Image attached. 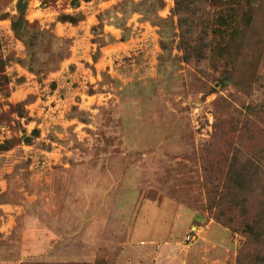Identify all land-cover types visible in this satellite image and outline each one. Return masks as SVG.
<instances>
[{
	"label": "rangeland",
	"instance_id": "374dc122",
	"mask_svg": "<svg viewBox=\"0 0 264 264\" xmlns=\"http://www.w3.org/2000/svg\"><path fill=\"white\" fill-rule=\"evenodd\" d=\"M19 1L0 0V264H240L204 166H264V0H200L191 40L176 0Z\"/></svg>",
	"mask_w": 264,
	"mask_h": 264
},
{
	"label": "trees",
	"instance_id": "16d2710c",
	"mask_svg": "<svg viewBox=\"0 0 264 264\" xmlns=\"http://www.w3.org/2000/svg\"><path fill=\"white\" fill-rule=\"evenodd\" d=\"M25 0H20L21 4ZM90 2L91 0H85ZM200 0H176V13L180 17L181 27H184L185 37L187 40H191L194 37L195 29L201 27V33L208 30V25H202L195 18L196 14L199 12ZM74 6H79L78 0H73ZM194 19L189 21L188 16ZM62 22H70L76 24L77 21L71 16H62L60 18ZM197 21V22H195ZM14 30L19 31L18 27L14 24ZM203 37V35H202ZM201 38V34H200ZM199 38V39H200ZM203 40H198L202 42ZM206 48L209 47L207 40L203 43ZM186 51L191 50L190 46ZM202 53L203 49H199ZM3 66L2 60L0 58V66ZM240 155L237 151H234L233 157L228 164V170L221 172L218 168H211L209 165L204 166L206 184L210 188V184L214 183L215 189H208V194H215L218 196L219 200L214 199L211 203V207L216 209L215 217L223 225L235 228L234 225H239L236 222L237 217L240 220L241 227L238 228L245 237L248 239L245 246L240 251L239 262L240 264H255L257 261L264 263V258H255L254 254L257 249H263V245L259 242L264 240V205L259 212L258 207L252 201L254 196L257 194L258 185L260 184V191L264 195V166L260 165L257 157L250 155L244 164H240ZM261 169V170H260ZM216 173L221 175L220 178L216 176ZM216 178L219 182H222L223 189L219 191L220 183L216 182ZM258 184V185H257ZM257 185V186H256ZM221 186V187H222ZM248 195V198L245 195ZM237 227V226H236ZM251 249V252L250 250ZM21 264H49L44 262H34L28 261ZM76 264V263H75Z\"/></svg>",
	"mask_w": 264,
	"mask_h": 264
}]
</instances>
